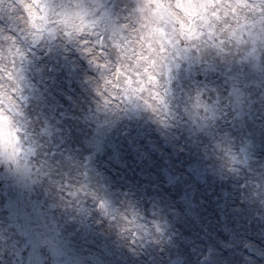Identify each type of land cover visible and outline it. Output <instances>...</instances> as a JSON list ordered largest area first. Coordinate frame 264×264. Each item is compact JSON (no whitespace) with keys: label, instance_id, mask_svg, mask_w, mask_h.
Here are the masks:
<instances>
[{"label":"clouds","instance_id":"9594fccd","mask_svg":"<svg viewBox=\"0 0 264 264\" xmlns=\"http://www.w3.org/2000/svg\"><path fill=\"white\" fill-rule=\"evenodd\" d=\"M52 49L82 64L86 95L63 123L34 99V61ZM201 63L264 72V0H0V173L73 219L95 216L138 264H221L222 214L264 218V86L242 93L215 72L181 86L183 66ZM133 125L156 141L147 215L115 203L93 166L109 134ZM40 243L56 264L57 245ZM28 259L0 243V264Z\"/></svg>","mask_w":264,"mask_h":264},{"label":"rangeland","instance_id":"374dc122","mask_svg":"<svg viewBox=\"0 0 264 264\" xmlns=\"http://www.w3.org/2000/svg\"><path fill=\"white\" fill-rule=\"evenodd\" d=\"M202 2L242 4L246 0ZM237 13L236 8L231 10L232 15ZM215 15L219 16V12ZM225 17H229L227 10ZM228 27L225 25L226 29ZM190 28L191 25L184 28L187 39L199 40L200 34ZM77 65L72 56L55 49L34 61L39 73L34 80L35 103L45 114L62 123L69 118L67 114L73 101L79 102L86 95L81 84L82 64ZM209 72L230 81L242 93L252 87L264 86V72L254 74L243 68H210L203 63L185 64L180 85L188 84L193 78L206 83ZM155 143L150 129L133 125L123 136L118 132L109 134L103 142L102 153L97 154L93 163L107 195L117 204L121 199L130 201L145 215L151 210L145 203L152 194L146 173L154 161ZM141 151L144 154L138 156ZM113 160L120 162L118 167L111 163ZM131 218L135 220L134 215ZM212 233L213 243L221 249V264H240L244 256L249 257L248 264H264V218L253 219L251 210H245L241 215L222 214ZM44 238H51L57 245L56 264H138L137 259L120 245L114 232L95 223V216L73 219L55 207L54 200L43 188L28 186L0 173V243L7 241L18 252L29 255L28 264H48L44 257H50L49 245L40 243ZM249 246L254 248L253 253Z\"/></svg>","mask_w":264,"mask_h":264},{"label":"bare ground","instance_id":"6f19581e","mask_svg":"<svg viewBox=\"0 0 264 264\" xmlns=\"http://www.w3.org/2000/svg\"><path fill=\"white\" fill-rule=\"evenodd\" d=\"M249 249H250V251L253 253L254 248H252L251 246H249Z\"/></svg>","mask_w":264,"mask_h":264}]
</instances>
